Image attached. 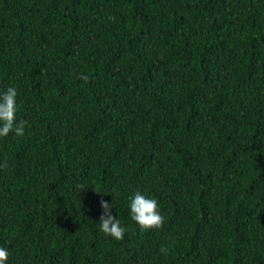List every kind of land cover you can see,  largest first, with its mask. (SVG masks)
I'll return each mask as SVG.
<instances>
[{"label":"trees","instance_id":"obj_1","mask_svg":"<svg viewBox=\"0 0 264 264\" xmlns=\"http://www.w3.org/2000/svg\"><path fill=\"white\" fill-rule=\"evenodd\" d=\"M0 264H264V0H0Z\"/></svg>","mask_w":264,"mask_h":264}]
</instances>
